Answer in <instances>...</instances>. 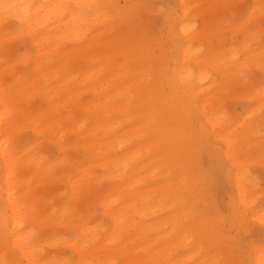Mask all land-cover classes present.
I'll list each match as a JSON object with an SVG mask.
<instances>
[{"label": "bare ground", "instance_id": "1", "mask_svg": "<svg viewBox=\"0 0 264 264\" xmlns=\"http://www.w3.org/2000/svg\"><path fill=\"white\" fill-rule=\"evenodd\" d=\"M0 2L16 5L0 12V260L264 261V233L232 248L264 227L249 169L264 170L262 0Z\"/></svg>", "mask_w": 264, "mask_h": 264}, {"label": "snow or ice", "instance_id": "2", "mask_svg": "<svg viewBox=\"0 0 264 264\" xmlns=\"http://www.w3.org/2000/svg\"><path fill=\"white\" fill-rule=\"evenodd\" d=\"M16 7V5L9 4V3H3L0 2V12H3L5 16L10 14L11 9ZM49 8H53L54 11L51 14H55L56 11L64 10L65 8L71 12L75 8H92V7H99L98 5H55V6H47ZM136 7H144V6H136ZM260 12L259 15L262 19V24H261V35L262 39H264V0H262L260 6H259ZM250 19V17L248 18ZM246 18L245 17H240L238 20L233 21L234 24H240V23H245ZM36 44L38 48H41V51H43V48L41 47V42L39 39H36ZM35 55V53H33ZM262 71H264V63H262ZM241 75H245L244 72L240 73ZM257 96V103L255 106V110L252 113L254 116L256 112H258L262 117H264V80H262V85L260 90L256 93ZM225 140L228 141L229 143L231 142V137L227 136L225 137ZM7 152V148L5 149ZM264 158V156H262ZM182 206H183V211L185 214L186 218H190L193 223L195 224V221L197 219V215L199 213V207L197 203L195 202V198H182ZM237 212H242L243 209L238 208L236 209ZM262 223H264V216H262ZM4 235H5V240L8 238V233L10 229V223L7 219V215L5 214V220H4ZM232 248L234 253L239 254L242 249H243V242L239 240H234L232 244ZM147 256H149L148 259L143 261V264H158V262L150 257V254L148 252L145 253ZM28 255L30 256V261L29 264H40L38 258L36 257V250L35 249H30ZM0 264H10V262L7 259L0 260ZM65 264H71V262H65ZM83 264H95L93 261H84ZM106 264H113V262L108 261ZM220 264H246V262L243 259H233L231 261H222ZM261 264H264V261L261 262Z\"/></svg>", "mask_w": 264, "mask_h": 264}, {"label": "rangeland", "instance_id": "3", "mask_svg": "<svg viewBox=\"0 0 264 264\" xmlns=\"http://www.w3.org/2000/svg\"><path fill=\"white\" fill-rule=\"evenodd\" d=\"M249 2L248 5H250V0H241V2ZM159 27V23L158 22H154L150 25L148 31L150 33H155L156 30L158 29ZM240 107L237 108V110H239ZM207 165L206 161H204L202 163V169L205 168ZM250 176L252 178V180L254 179L255 180V177H258V180L255 182L257 183V187H256V197H257V200L261 199L263 200L264 199V170L260 167V165H254V166H251L250 168ZM214 174H212L210 176V180H213L212 183H213V189H212V193L210 195V201L212 203V205L215 207V209L219 212V213H223L224 212V206H225V203L229 197V192L227 190L226 192V184L224 182L223 179H220L218 178L216 175L213 176ZM62 187H60L61 189ZM263 228V229H262ZM252 230H253V233L252 234H245L244 235V238H245V241L246 242H243V249H242V252L245 254L248 253V247H247V242H250L251 239H253V241L255 240H260L261 239V236L262 234L264 233V227H262L261 225L259 224H254L253 227H252ZM259 236V237H258ZM61 253L63 254H68L67 251H61Z\"/></svg>", "mask_w": 264, "mask_h": 264}]
</instances>
